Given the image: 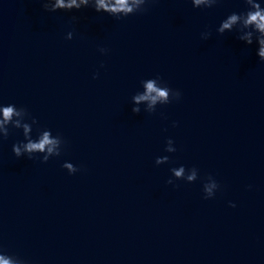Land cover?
Masks as SVG:
<instances>
[{
  "label": "water",
  "instance_id": "water-1",
  "mask_svg": "<svg viewBox=\"0 0 264 264\" xmlns=\"http://www.w3.org/2000/svg\"><path fill=\"white\" fill-rule=\"evenodd\" d=\"M200 7L154 0L123 17L98 13L95 0L56 12L43 0H0V108L21 112L0 127V257L264 264V62L255 39L217 33L253 9ZM156 77L179 99L137 104ZM45 132L60 138L59 157L14 156V144Z\"/></svg>",
  "mask_w": 264,
  "mask_h": 264
},
{
  "label": "clouds",
  "instance_id": "clouds-1",
  "mask_svg": "<svg viewBox=\"0 0 264 264\" xmlns=\"http://www.w3.org/2000/svg\"><path fill=\"white\" fill-rule=\"evenodd\" d=\"M150 2H154V0H95V10L98 13L100 10L111 14L123 13V17H127L129 14L133 15L138 12L146 11L145 5ZM218 2L219 0H191L194 8H201L200 6L203 5V8L206 9L213 8ZM243 2L247 5V8L251 5V9L253 10H249L248 8V11L244 13H232L221 22L219 28L217 29V33L219 35H223L226 31L232 32L235 29L239 32L238 39L249 46L253 44V40L255 39V41L259 44V51L257 55L259 60L264 62V8L261 7L260 3H254L253 0H243ZM88 4L89 0H55L54 4L51 3V0H43L44 10L48 12H56L57 9L68 11L73 9L79 10L81 6H87ZM238 22H240V27L234 28L233 26L237 25ZM241 28L245 30L243 35L240 34ZM72 35L73 34L69 32L66 38L71 40ZM210 35L211 34L208 32L202 33L201 39L207 40ZM93 78L95 79L97 77L94 76ZM158 80L162 81L160 77H156V79H150L144 84L146 89L145 94L134 97L137 104L141 101H150L151 104H155L158 100L169 103L170 93L176 99H179L180 93L178 91L172 90L166 83L163 87H158ZM0 111L3 113V119L0 120V127H3L5 124L12 121V117L14 115H21V112L17 111L15 106L3 107L0 108ZM132 111L134 113H138L139 109L133 108ZM19 127L20 123L19 121H16L14 129H18ZM23 127L25 137H27V133L30 131L29 125L24 124ZM8 136L9 129H6L4 139H7ZM60 143V138H50V133L45 132L38 142L29 139L26 144L23 142L14 144L12 152L17 159L24 156L32 159L34 157V153L46 152V155L43 156L41 162L47 163L50 156L59 157L61 155L59 150ZM169 150L171 151V149ZM63 167H67L70 173L78 171V169H73L71 165H63ZM173 171L176 177H180L183 175L184 169H173ZM194 178L195 174L188 177L189 180ZM168 183H171V181H168ZM215 187L216 184H212L210 187L206 186L205 190L211 194L212 189ZM204 198L208 199L207 197ZM230 206L235 207L234 204ZM0 264H11V262L3 257H0Z\"/></svg>",
  "mask_w": 264,
  "mask_h": 264
}]
</instances>
